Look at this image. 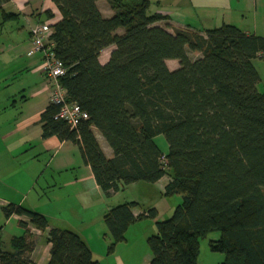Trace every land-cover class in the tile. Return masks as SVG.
<instances>
[{
  "label": "trees",
  "instance_id": "1",
  "mask_svg": "<svg viewBox=\"0 0 264 264\" xmlns=\"http://www.w3.org/2000/svg\"><path fill=\"white\" fill-rule=\"evenodd\" d=\"M51 1L59 18L44 24L66 70L60 84L67 102L88 119L70 130L49 103L39 115L41 138L78 146L107 198L120 186L169 178L164 195L182 201L170 219L155 222L156 233L146 240L149 264H198L199 242L214 231L219 239L209 249L224 256L219 264H264V92L256 90L260 78L252 64L264 59V38L232 25L169 33L155 26L166 18L151 13L147 0H106L110 18L101 15L98 0ZM109 47L101 65L100 53ZM188 52L200 57L190 60ZM167 61L178 68L170 71ZM159 135L166 154L154 141ZM135 206L104 213L108 254L130 225L156 217L153 209L134 217ZM2 213L26 221H18L24 233L11 239L13 252H0V264H34L29 226L47 232V264H99L79 235L49 228L44 215L12 204Z\"/></svg>",
  "mask_w": 264,
  "mask_h": 264
},
{
  "label": "crops",
  "instance_id": "2",
  "mask_svg": "<svg viewBox=\"0 0 264 264\" xmlns=\"http://www.w3.org/2000/svg\"><path fill=\"white\" fill-rule=\"evenodd\" d=\"M147 1L151 3V6L154 5V7L150 6L154 13L166 18L156 23L155 26L164 28L169 33H172V29H188L204 33L206 30L222 25H232L246 35H252L245 29L248 28V25L245 24L246 18L245 15L243 16V11L240 13L236 11L237 14H233L220 6L225 0H212L213 6L209 9L208 6L193 5L191 2L190 7H188L187 2L190 0ZM235 1L239 4L242 3V0ZM244 1L246 4L248 0ZM232 2L233 0L230 1V3ZM252 3L256 12L261 1L252 0ZM96 5L104 18H110L113 15L106 0H98ZM210 9L212 12L207 13ZM58 18L57 10L51 0H9L0 3V252H13L11 239L20 237L24 233L23 229L19 227L18 221H26L24 218L14 215L6 219L2 213L3 207L12 204L47 217L46 213L48 212L59 213L66 209L72 211L77 207H85L91 202L94 203L95 199L104 202V199L107 198L96 185L89 166L84 164L83 160L82 163L78 162L79 165H76V162H73L69 156L58 157L62 150L70 149L69 146L74 144L60 142L55 137L45 140L41 138L38 123L39 115L50 101L48 90L45 88L46 79L40 72L41 56L39 54L28 55L31 48L29 29L36 23L54 24ZM190 20L195 21V26L189 24L188 21ZM117 33H120V30ZM113 49L114 47H109L100 53L98 60L101 65L107 63ZM19 69H25L27 72L29 70L30 73L39 77L38 84L29 88L28 94L26 93L25 96L6 89L9 82L16 78L17 73L22 71ZM43 83L44 87L39 86ZM18 94L21 96V102L28 98L37 101L35 103L36 112L33 115H25L27 114L26 111H18L16 104ZM43 94H48L45 101L41 99ZM34 125L37 126V130L33 129ZM92 131L104 156L110 158L107 156L106 147L98 137L99 133L95 129ZM99 136L101 135L99 134ZM26 147L35 150L28 152L25 150ZM50 152H53V155L43 165V156L41 155ZM40 156L41 159H39ZM49 166H52L57 173H60L58 176L63 178V185H60L59 189H53L54 194L51 198L48 191L50 188L47 172ZM74 167L79 170L77 172L70 171L71 169L74 170ZM164 178L166 179L162 184L163 188L168 183L169 178L163 177L158 181L162 182ZM104 207L107 209L106 206ZM132 214L134 217L138 216L133 211ZM48 226L51 229L66 230L55 228L57 226L54 227L50 224ZM28 229L34 241L30 260L34 264H47L49 260V244L46 242L47 232L40 233L31 226ZM83 231L75 233L85 241L91 250L92 247ZM127 242L124 237V241L118 244H126ZM130 250L128 249L129 252ZM115 252L116 250H113L111 254L107 252L106 258L109 260L117 259ZM149 257L147 258V253H142L140 256L136 255V262H126L129 259L127 257L125 260H117L113 264H149L151 256ZM221 260V255L213 257L216 264H219ZM96 261L99 263L98 260Z\"/></svg>",
  "mask_w": 264,
  "mask_h": 264
},
{
  "label": "rangeland",
  "instance_id": "3",
  "mask_svg": "<svg viewBox=\"0 0 264 264\" xmlns=\"http://www.w3.org/2000/svg\"><path fill=\"white\" fill-rule=\"evenodd\" d=\"M231 0H225L223 5H220L224 7L225 11L232 12L233 14L240 13L243 11V16L245 15V24L248 25V28L245 29L250 32V34L263 37L264 38V0H260L261 3H259L258 9L255 12V8L253 6L252 0H248L245 4V1L242 0V3H236L235 0H233L232 3H230ZM190 2L193 5L203 6L212 8V0H199L198 2L196 0H190L188 3V7H190ZM151 7H154L152 5ZM153 10V9H152ZM150 8V12L154 13ZM223 10V9H222ZM237 11V12H236ZM212 10H208L207 13H211ZM189 24H192V26H195V21H188ZM123 30L120 29V33H122ZM173 33V29L171 31ZM188 56L190 60H195L200 57L197 53H191L188 52ZM252 64L258 73V76L260 78V81L256 85V90L258 93L264 92V59L256 58L252 60ZM167 68L170 71L176 70L178 68L177 61H167L166 63ZM22 70V69H19ZM23 69L19 73H17L16 78L11 80L9 82V86L6 88L7 91L14 92L21 95L28 94L29 88H32L38 84L39 77L37 75H33L32 73L26 71ZM44 87V83L39 85ZM18 94L16 99V104L18 105V111H26L27 114L25 115H33L36 112L35 109V103L37 102L35 99H26V101L21 102V96ZM48 97V94L42 95V100L45 101V99ZM40 100V99H39ZM23 104L22 106H20ZM25 104V105H24ZM30 109V110H28ZM33 129L37 130V126H33ZM36 127V128H35ZM98 137L100 141L104 144L106 147L108 154V157H111V151L109 147L105 144L101 136ZM156 145L160 148L162 153L167 152L168 145L166 143L165 138L162 135L157 136L154 139ZM69 148H66L62 150L60 157H70L73 162H76V165H79L78 162L82 163L81 153L77 146L70 145ZM28 152L35 150L30 149V147H26ZM27 153V152H26ZM25 153V154H26ZM53 155V152L50 153H44L41 156H43V165L46 164V162L51 158ZM41 156L39 159H41ZM165 162L163 161V164ZM50 164V162H49ZM79 169H76L74 167V170L71 169L70 171L77 172ZM48 184L50 185V188H48L49 191V197L51 198L52 194H54L53 189H59L60 185H63L62 183V177L58 176L56 170L52 166L48 167ZM165 179L162 182H156L153 184L144 183V182H137L130 184L128 186H120V189L118 192L114 193L110 198H103L104 202H100L98 199H95V202H91L87 206H81L80 208L77 207L73 209L72 211H68L67 209L65 211L59 212V213H53L48 212L47 214V220L48 224L51 226H57L55 228L60 229H66V230H72L73 232H81L83 231V234L87 237V240L92 247V253L94 259L98 260L100 264H113L117 260H125L127 257L129 258L126 262H136V255L142 253H147V258H150V251L146 244V239L150 236L155 235V222L159 221H166L171 218L175 208L181 203L182 197L180 195H171V196H165L164 195V188H163V182H165ZM65 182V181H64ZM56 184V185H55ZM66 187V186H65ZM62 188V187H61ZM65 190V188H64ZM31 199V197H30ZM94 201V200H93ZM136 203V206L132 209L136 215L142 214L144 212H147L148 210H155L156 217L154 219L151 218H143L137 220L130 228L125 232L124 237L127 239L126 244H118L115 245L114 250L115 256L117 259L109 260L106 257V253L108 250V247L111 245V238L107 232V229L103 223V215L107 211V209L114 208L118 205L125 204V203ZM106 206L107 209H104ZM71 210V208H70ZM219 239V233L217 231L211 232L206 235L205 238L201 239L199 242V256H198V264H216L213 261V257H216L217 255H221L223 261L224 256L222 254L213 253L209 249V242L210 241H216ZM128 249H131L130 252ZM141 251V253H140ZM132 253V254H131ZM117 254V255H116ZM121 257V259H120ZM119 258V259H118ZM110 261V262H109Z\"/></svg>",
  "mask_w": 264,
  "mask_h": 264
},
{
  "label": "built area",
  "instance_id": "4",
  "mask_svg": "<svg viewBox=\"0 0 264 264\" xmlns=\"http://www.w3.org/2000/svg\"><path fill=\"white\" fill-rule=\"evenodd\" d=\"M51 33V28L44 23L32 25L29 29L31 48L28 55L41 56L40 72L46 79L45 88L48 90L50 103L58 107L56 117L64 121L70 130H75L88 116L76 104L67 102L66 91L60 84V78L66 70L53 53Z\"/></svg>",
  "mask_w": 264,
  "mask_h": 264
}]
</instances>
